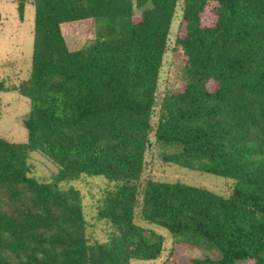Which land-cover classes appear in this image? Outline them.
Returning a JSON list of instances; mask_svg holds the SVG:
<instances>
[{"label": "trees", "instance_id": "trees-1", "mask_svg": "<svg viewBox=\"0 0 264 264\" xmlns=\"http://www.w3.org/2000/svg\"><path fill=\"white\" fill-rule=\"evenodd\" d=\"M27 2L34 43L18 88L30 99L28 138L0 135V264L156 259L163 236H146L139 220L203 242L218 264H264V0H18L21 16ZM178 6L185 78L161 98L154 127ZM90 17L96 40L70 49L62 23ZM151 133L172 148L166 162L232 178L231 193L144 177ZM33 151L57 166L52 180L32 174ZM83 175L108 181L97 206L104 241L87 236L80 192L59 186Z\"/></svg>", "mask_w": 264, "mask_h": 264}, {"label": "rangeland", "instance_id": "rangeland-1", "mask_svg": "<svg viewBox=\"0 0 264 264\" xmlns=\"http://www.w3.org/2000/svg\"><path fill=\"white\" fill-rule=\"evenodd\" d=\"M18 0H0V135L11 141L24 142L28 138V129L24 119L30 110V99L19 92V85L25 79L31 67V57L34 43L35 6L32 2L25 4L23 16L18 12ZM211 4L203 15L205 24L215 19ZM182 25V7L178 6L171 25L167 51L164 55L158 88V104L153 113L152 123L155 127L160 109L161 98L168 92L183 86V57L174 49L175 37ZM62 32L70 48L76 49L93 43L100 30L97 19L94 17L80 20L66 21L61 25ZM103 28V27H102ZM103 30V29H102ZM172 152L171 147L155 139L150 134V143L145 153L144 177L167 181L181 182L207 188L216 193L228 196L234 186V179L217 174L192 170L175 163L166 162L164 154ZM28 162L31 172L40 180H52L57 172V166L45 155L39 152H30ZM108 184L102 175H83L71 182H60L62 188L75 187L82 197L85 216L88 220L87 236L90 240L104 241L110 228L104 219H100L97 206L100 203L104 188ZM139 223L145 227V235L153 238L152 232L163 236V251L153 260L132 261V264H191L192 258L209 257L218 264L219 252L208 249L203 242L189 239L184 235H172L166 228ZM234 264H252L245 260Z\"/></svg>", "mask_w": 264, "mask_h": 264}, {"label": "crops", "instance_id": "crops-1", "mask_svg": "<svg viewBox=\"0 0 264 264\" xmlns=\"http://www.w3.org/2000/svg\"><path fill=\"white\" fill-rule=\"evenodd\" d=\"M70 49H73V48H70Z\"/></svg>", "mask_w": 264, "mask_h": 264}]
</instances>
